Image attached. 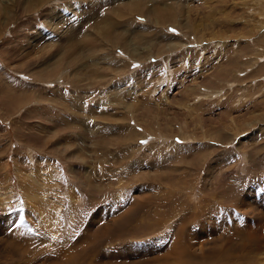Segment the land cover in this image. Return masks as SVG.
I'll list each match as a JSON object with an SVG mask.
<instances>
[{"label":"rangeland","instance_id":"obj_1","mask_svg":"<svg viewBox=\"0 0 264 264\" xmlns=\"http://www.w3.org/2000/svg\"><path fill=\"white\" fill-rule=\"evenodd\" d=\"M107 226L111 264H264V0H0V264Z\"/></svg>","mask_w":264,"mask_h":264},{"label":"bare ground","instance_id":"obj_2","mask_svg":"<svg viewBox=\"0 0 264 264\" xmlns=\"http://www.w3.org/2000/svg\"><path fill=\"white\" fill-rule=\"evenodd\" d=\"M132 211V210H131ZM128 214H129V212H128ZM130 214H132V213H130ZM129 214V215H130ZM128 215V216H129ZM130 216H132V215H130ZM126 218V217H125ZM130 218V219H129ZM135 218H136V216H135ZM127 219H129V221L132 219L131 217H128ZM133 220V219H132ZM131 220V221H132ZM125 221H127V220H125ZM108 229V226L106 227V228H104L102 231H100V233L99 234H96V237L98 236V235H100L101 234V236H98L97 237V240H96V242H97V244L96 245H92L91 247H85V245L84 246H80V248H79V246H78V249L76 250L77 251V253H78V256L80 257L79 259H78V261L79 260H81L82 259V263H80V264H86L87 263V260L89 259V258H91L93 255H96L97 256V259L94 261H90L89 262V264H91L92 262L95 264V263H99V264H111V263H107V262H103V260H102V257H103V255L101 254H99L100 253V248L101 247H98V245H99V242L101 241V240H103L104 238H108L105 234H106V232L108 231L109 232V230H107ZM111 230V229H110ZM112 232V231H111ZM85 236V235H84ZM106 236V237H105ZM82 238V237H81ZM84 239H85V237H83ZM87 239H88V237H87ZM82 240V239H81ZM80 239H78V241L81 243L82 241H81ZM87 241V240H86ZM92 241V240H91ZM66 244V243H65ZM91 244H92V242H91ZM74 247V246H73ZM83 247V248H82ZM55 249V248H54ZM61 250V249H60ZM64 251V250H63ZM66 252V251H65ZM223 253V252H222ZM220 254V253H219ZM54 255L58 258V260H61L60 258L61 257H63L62 255H61V251H59L58 250V252L56 251V253H54ZM51 256L49 259H52L53 257H55V256ZM64 255L66 256V258H62V261H64V263L63 264H74L75 263V261H73L74 263H72L71 261H70V257L71 256H68V255H66V253H64ZM13 256V255H12ZM47 256V255H46ZM73 256V255H72ZM77 256V255H76ZM105 256V255H104ZM9 258H11L10 256H8ZM124 257V256H123ZM165 258H166V260L164 259V263L163 264H171V263H168L167 261V259H169V257L168 256H165ZM207 258V257H206ZM48 259V260H49ZM118 260V259H117ZM57 261V260H56ZM77 261V262H78ZM123 261V260H122ZM124 261H125V259H124ZM126 261H127V259H126ZM125 261V264L127 263L128 264V262L129 261H127L126 262ZM51 262V261H50ZM115 262V261H114ZM117 262V261H116ZM118 263V262H117ZM117 263H115V264H117ZM123 263V262H122ZM156 263V262H155ZM205 263H207V261H205ZM43 264H48V263H43ZM52 264V263H51ZM58 264V263H57ZM184 264H191L190 262H185ZM201 264H204V263H201Z\"/></svg>","mask_w":264,"mask_h":264}]
</instances>
